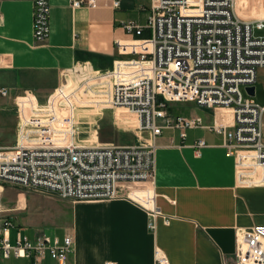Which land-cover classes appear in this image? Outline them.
Instances as JSON below:
<instances>
[{"label":"crops","instance_id":"0c3cea01","mask_svg":"<svg viewBox=\"0 0 264 264\" xmlns=\"http://www.w3.org/2000/svg\"><path fill=\"white\" fill-rule=\"evenodd\" d=\"M120 1L115 9L110 0H97L95 8H74L72 0H49L50 34L37 42L34 0H0V89H7L6 96L0 94L1 150L19 144L24 104L43 106L62 90L85 91L111 72L116 61L131 58L130 52L118 50L116 41L122 45L140 41L128 35L122 24L134 21L146 26L149 2ZM248 2L238 0V9ZM257 18H264V13ZM79 72L89 76L83 85H76ZM259 82H264V68L258 70L255 86ZM94 100L86 106L93 109L76 112L66 99L60 111L65 115L75 107L79 128H97L91 138L101 147L156 145L155 178L150 191H144L161 211L156 230L149 228L145 207L131 198L71 201L52 192L0 184V214L15 224L9 232L11 243L18 233L32 240L39 234L72 235L74 251L68 264H154L157 249L169 264H234L240 232L264 225V187L249 185L240 177L223 135L198 128L187 130L183 139L179 130L167 129L154 139L151 132L138 130V119L132 113L136 121L129 118L128 110L97 106ZM198 108V113L188 115L172 111L201 117L204 125H212L214 114ZM80 134L83 137L84 130ZM199 140L206 142L200 150L195 147ZM119 187L121 193H128L125 185ZM141 187L146 189L144 184L133 187L136 194L142 195ZM48 228L52 234L44 231ZM0 264L35 263L0 255ZM39 264L57 262L48 256Z\"/></svg>","mask_w":264,"mask_h":264},{"label":"built area","instance_id":"2783aa9c","mask_svg":"<svg viewBox=\"0 0 264 264\" xmlns=\"http://www.w3.org/2000/svg\"><path fill=\"white\" fill-rule=\"evenodd\" d=\"M115 9L120 0H110ZM146 26L124 22V31L150 37L122 45L128 60L116 61L114 69L88 85L94 104L125 109L138 119L140 132L154 139L164 130L204 128L223 135L229 156L236 158L245 183L264 187V106L248 95L255 86L258 70L264 68V18L242 19L236 0H146ZM74 8L97 6V0H72ZM49 0H34L33 34L37 42L50 34ZM148 43V45H141ZM138 44V45H137ZM79 90L58 92L47 105L24 104L19 144L0 149V184L28 190H43L71 201H103L131 198L145 207L149 228L156 230L161 215L154 197L146 195L155 178L156 145L101 147L78 143L80 133L75 107L61 113L63 100L70 101ZM0 94L7 95L1 88ZM192 102L214 114V123L204 125L201 117L175 114L171 104ZM225 110L226 112H221ZM206 146L199 140L195 147ZM146 185L136 194V185ZM120 185L129 188L123 194ZM169 222V220H167ZM15 224L0 214V255L4 259H31L35 264L50 257L68 264L74 238L39 234L32 240L9 232ZM154 264H169L167 256L155 251ZM228 264V263H224ZM234 264H264V225L240 232Z\"/></svg>","mask_w":264,"mask_h":264},{"label":"rangeland","instance_id":"374dc122","mask_svg":"<svg viewBox=\"0 0 264 264\" xmlns=\"http://www.w3.org/2000/svg\"><path fill=\"white\" fill-rule=\"evenodd\" d=\"M238 0L236 4V11L239 14V16L242 19L249 20V19H257V15H261L264 13V0H249L248 5L245 6V8H239L238 9ZM255 14V15H252ZM257 35H263L264 32H258L256 33ZM89 81V76L86 75L85 73H78V77L76 78V85H83L86 82ZM257 87V93L255 99L257 102H259L261 105H264V82L263 83H258L256 85ZM84 89H80L72 98L70 97V101L76 106V112L83 111V110H88V109H93V108H86L88 102H92L94 98L90 94H86ZM71 91V90H70ZM67 91V92H70ZM170 108L178 114H183V115H188L190 113H198L199 108L195 106L194 103L192 102H179V103H174L171 104ZM116 111L120 109H115ZM95 116L99 113L98 111L94 110L92 112ZM128 117L131 118L132 120L136 121V118L134 115L131 113H127ZM80 133L82 130H84V136L82 137L81 134H78V143H85L86 145L90 146H100L98 143H96V140L91 138L93 136V133L96 129H83L82 127L79 128ZM82 139V140H81ZM146 186V185H144ZM135 187V186H134ZM149 187V186H148ZM143 189V187H141ZM144 190V189H143ZM44 231L47 234H52L51 229H44ZM29 236H33L31 232H27Z\"/></svg>","mask_w":264,"mask_h":264},{"label":"water","instance_id":"95a60500","mask_svg":"<svg viewBox=\"0 0 264 264\" xmlns=\"http://www.w3.org/2000/svg\"><path fill=\"white\" fill-rule=\"evenodd\" d=\"M249 96L255 98L256 97V86L250 87L246 89Z\"/></svg>","mask_w":264,"mask_h":264},{"label":"trees","instance_id":"16d2710c","mask_svg":"<svg viewBox=\"0 0 264 264\" xmlns=\"http://www.w3.org/2000/svg\"><path fill=\"white\" fill-rule=\"evenodd\" d=\"M146 31H144V33L142 35L136 36L135 38L138 40L147 39L149 37V33H148V31L147 32Z\"/></svg>","mask_w":264,"mask_h":264},{"label":"bare ground","instance_id":"6f19581e","mask_svg":"<svg viewBox=\"0 0 264 264\" xmlns=\"http://www.w3.org/2000/svg\"><path fill=\"white\" fill-rule=\"evenodd\" d=\"M236 4H237V0H236ZM148 45V44H147Z\"/></svg>","mask_w":264,"mask_h":264}]
</instances>
